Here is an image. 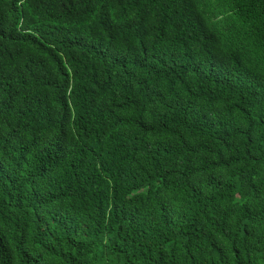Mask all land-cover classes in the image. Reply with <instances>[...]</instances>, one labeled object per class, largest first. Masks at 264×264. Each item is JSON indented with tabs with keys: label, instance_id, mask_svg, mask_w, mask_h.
<instances>
[{
	"label": "trees",
	"instance_id": "16d2710c",
	"mask_svg": "<svg viewBox=\"0 0 264 264\" xmlns=\"http://www.w3.org/2000/svg\"><path fill=\"white\" fill-rule=\"evenodd\" d=\"M0 264H264V0H0Z\"/></svg>",
	"mask_w": 264,
	"mask_h": 264
}]
</instances>
